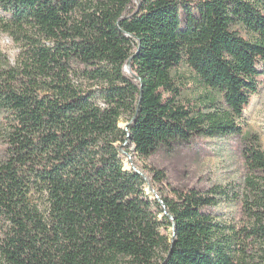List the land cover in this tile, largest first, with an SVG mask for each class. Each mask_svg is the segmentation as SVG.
<instances>
[{"label":"trees","instance_id":"16d2710c","mask_svg":"<svg viewBox=\"0 0 264 264\" xmlns=\"http://www.w3.org/2000/svg\"><path fill=\"white\" fill-rule=\"evenodd\" d=\"M0 10L19 46L13 65L0 53V264H264V151L241 124L264 76V0ZM219 136L240 144L229 187L150 198L120 158L127 142L149 158ZM220 201L236 206L232 222L213 212Z\"/></svg>","mask_w":264,"mask_h":264},{"label":"rangeland","instance_id":"374dc122","mask_svg":"<svg viewBox=\"0 0 264 264\" xmlns=\"http://www.w3.org/2000/svg\"><path fill=\"white\" fill-rule=\"evenodd\" d=\"M0 15L3 12L0 10ZM19 52L18 44L0 27V53L5 60L13 65ZM178 73L192 82L191 73L181 68ZM202 89L197 92H202ZM126 116L119 126L124 127ZM244 131L254 133L264 151V76L258 93L255 94L248 107L243 110L241 121ZM2 144L0 143V155ZM120 158L124 169H134L145 179L144 192L150 198H157L170 193V186L207 188L211 185L232 186L243 173V160L239 140L236 137H202L196 141L192 149L181 148L171 155L159 153L149 158L140 157L133 145H122ZM157 167L164 171L167 182L154 180L151 168ZM218 220L228 223L236 216V206L231 202L220 201L212 208Z\"/></svg>","mask_w":264,"mask_h":264}]
</instances>
